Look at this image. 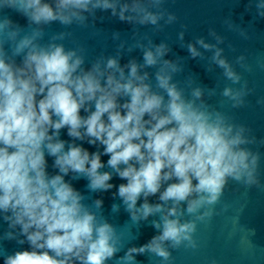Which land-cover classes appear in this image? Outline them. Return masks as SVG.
Returning <instances> with one entry per match:
<instances>
[{"label": "clouds", "instance_id": "9594fccd", "mask_svg": "<svg viewBox=\"0 0 264 264\" xmlns=\"http://www.w3.org/2000/svg\"><path fill=\"white\" fill-rule=\"evenodd\" d=\"M164 3L0 0V10L9 9L27 21L21 26L8 15L0 16V219L9 229L0 239L27 243L30 248L7 255L3 264H107L113 260L138 264L140 255L173 264V251L199 249L198 225L220 215L216 205L230 181L264 191L261 153L248 147L256 138L245 135L250 129L203 102L198 104L203 95L199 87L191 90V98L186 97L173 82V74L182 71L177 64L163 60L155 74L159 91L147 82V72L140 74L142 68L161 62L169 51L165 44L144 51L143 65L133 60L121 67L118 59L110 57L85 69L84 56L78 54L83 49L66 50L56 43L71 33L61 32L46 45L40 43L44 27L54 22L87 27L88 18L95 21L97 11L110 12L112 18L129 24L157 26L165 16V23L171 24L177 17L162 9ZM257 8L264 9V3ZM259 15L264 18V11ZM209 35L217 44L224 42L214 30ZM195 45L214 51L212 60L224 69V76L233 84L241 82L242 76L221 58L223 49L203 38ZM195 45H187L192 59L201 57ZM245 59L241 55L236 62L251 71ZM258 66L264 70V63ZM250 92L245 81L240 89L226 87L222 95L233 108H240ZM82 110L86 115H81ZM62 129H67L70 141L60 139ZM83 143L97 151L90 153ZM46 155L53 158L57 174L47 171ZM102 156L109 157L106 165ZM106 166L112 171L102 172ZM113 173L126 183H110ZM69 175L73 180H87L91 193L116 187L113 199H120L131 220L139 223L152 218L151 227L158 234L125 251L116 228L92 210L101 208L103 201L86 204L87 197L65 180ZM153 196L158 201L149 203ZM141 199L144 202L137 206ZM112 207L118 212L120 205ZM238 223L239 213L234 220ZM240 230L248 233L249 241L255 235V229ZM240 242L244 244L245 237ZM121 251L123 256L118 255Z\"/></svg>", "mask_w": 264, "mask_h": 264}, {"label": "water", "instance_id": "95a60500", "mask_svg": "<svg viewBox=\"0 0 264 264\" xmlns=\"http://www.w3.org/2000/svg\"><path fill=\"white\" fill-rule=\"evenodd\" d=\"M264 3V0H165L162 9L173 13L177 20L171 24L165 23L167 16L158 22L157 26L129 24L112 18L110 12L97 11L96 19L88 18L87 27H79L73 24L65 27L54 22L44 27V37L41 44H47L51 37L61 33H71L64 40L56 43L64 45L65 49H83L78 54L83 55L85 63L83 67L88 69L98 59H118L120 66L124 67L130 61H136L143 65L144 51L152 49L161 43L165 44L169 51L162 57L156 67L142 68L140 74L147 72V81L156 89L155 74L163 60L171 61L182 71L173 74V82L185 91L190 97L193 88L199 87L203 90L201 100L212 110L227 115L231 122L244 125L250 129L245 135L256 138V143L249 145L253 151L261 153L259 173L261 182L264 183V104L257 103L264 100V70L258 66V62L264 63V18L259 12L257 4ZM8 15L21 26H26L27 21L19 14L9 10H0V16ZM102 17V19H101ZM94 25V26H93ZM210 30L222 37L224 42L217 44L216 39L209 35ZM183 32V40L180 33ZM243 33V34H242ZM118 34V35H115ZM198 38H203L205 43L216 45L223 49L221 58H226L234 71L242 76L239 84H233L224 76V69L213 62L214 51H206L199 45H195ZM189 43L197 47L201 57L192 59L187 49ZM245 56L244 63L251 67V71H245L236 62L237 57ZM17 57V63H20ZM127 74V69L125 70ZM247 82L249 95L244 97V106L233 108L232 102L222 95L226 87L240 89L244 82ZM163 94V93H161ZM123 102V101H121ZM81 115L86 113L81 111ZM60 139L70 141L67 129H62ZM79 145L80 141H76ZM90 153L97 151V148L83 143ZM48 161L47 171L50 174H57L53 165V158L46 155ZM108 156H102V163L107 164ZM102 172L112 170L107 166L101 169ZM74 188L84 194L87 199L84 201L92 205L94 200H102L103 205L96 212L98 218L106 219L117 231L121 241L125 244V251L128 247H139L158 233L148 222L135 223L131 220L130 214L125 211L120 199H113L116 187L108 192H88L87 180H73L71 175L65 177ZM115 186L126 181L120 180L113 173V179L109 181ZM195 183V182H194ZM157 196L149 197V203H156ZM144 201H138L137 206ZM120 205L119 211H113V205ZM227 206V211L223 209ZM243 207V211L240 209ZM220 215L213 218L208 224H199L195 238L199 241L200 247L196 252L185 251L183 248L173 251V264H264V191L256 188L246 189L240 184L229 182L225 189L221 202L216 205ZM239 213V223L234 224ZM255 229V235L249 241L248 233L241 231ZM8 224L0 219V238L8 231ZM18 231V229H17ZM241 237H245V243L241 244ZM30 250L27 243L19 245L15 241L0 239V264H3L4 257L14 254L16 251ZM118 255L123 256L124 251ZM138 264H161L158 258L148 255L136 257ZM107 264H117L115 260Z\"/></svg>", "mask_w": 264, "mask_h": 264}]
</instances>
